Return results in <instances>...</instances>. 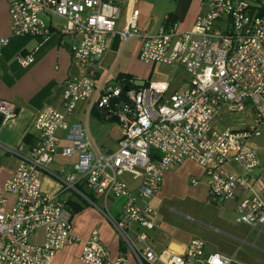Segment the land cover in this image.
<instances>
[{
    "label": "built area",
    "instance_id": "1",
    "mask_svg": "<svg viewBox=\"0 0 264 264\" xmlns=\"http://www.w3.org/2000/svg\"><path fill=\"white\" fill-rule=\"evenodd\" d=\"M6 1L12 37L45 40L53 33L67 35L72 39L71 53L85 72L67 81L61 110L46 106L36 115L38 136L31 147H4L19 163L3 185L4 192L14 196L12 205L6 208L7 197H0V264H50L57 250L80 240L72 232L71 196L100 210L122 242L118 254L111 257L94 229L82 240L79 259L85 264H244L206 252L200 238H191L182 251L157 250L145 230L159 225L151 199L164 173L190 159L204 171L209 202L235 200L236 220L257 234L264 232V161L250 144L264 134L261 5L248 0H200L207 10L195 18L191 29H178L174 20L147 33L138 27L134 9L123 28L116 29L121 12L116 0ZM43 15L61 17L65 23L53 27ZM116 37L122 47L139 39L138 59L143 63L182 64L187 86L158 94L147 90L148 84L133 85L132 79L110 84L112 79L100 74L99 64ZM9 41L10 37H0V56ZM36 50L19 51L15 60L28 67ZM82 101H88L85 122L74 116ZM221 106L252 111L253 121L241 129L216 130L212 121ZM94 110L117 124L115 149L99 144L92 135L88 122ZM16 112L12 101L0 98L2 124ZM59 152L77 159L70 170L51 172L61 188L48 193L42 190L41 174ZM230 162L241 173L228 169ZM239 189L245 191L243 196L237 195ZM94 196L104 203L112 197L123 202L116 214H110ZM40 228L42 241L36 243L32 235Z\"/></svg>",
    "mask_w": 264,
    "mask_h": 264
},
{
    "label": "crops",
    "instance_id": "2",
    "mask_svg": "<svg viewBox=\"0 0 264 264\" xmlns=\"http://www.w3.org/2000/svg\"><path fill=\"white\" fill-rule=\"evenodd\" d=\"M116 2L121 9L116 29L123 28L129 13L134 9L138 13V27L147 33H155L161 25H168L174 20L178 21V29L189 30L192 28L195 18L207 10L206 5L201 3L200 0H116ZM43 20L53 27L65 23L63 18L55 15H43ZM11 35L12 24L8 3L6 0H0V37H10L8 45L3 48L0 56V98L12 101L17 109L16 114L4 124L1 123L0 117V197H7L6 208L12 205L14 196L4 192V181L15 171L19 158L6 151L4 147H14L20 144L24 145L25 148L31 147L38 136L34 126L36 115L46 106L61 110L62 95L67 81L73 77H80L85 72L79 61L71 53V37L53 33L44 40L34 37H12ZM132 44L130 59L140 62L138 59L140 40L134 38ZM35 47H37V50L34 52V62L28 67L20 66L15 60V55L19 51ZM111 48H120L121 51L124 46H121L117 37L113 39L100 62L99 72L101 75L109 74L111 79L116 80L119 71H113L117 57L112 58L111 64L105 62ZM121 72L131 75L135 81L143 80L144 83L146 82L132 68ZM186 79L187 77L185 78V86L176 88L172 92L185 88L187 86ZM87 106L88 101L79 102L76 107L75 118L82 121V115L85 114ZM93 115L101 118L96 111H93ZM252 121L253 114L251 120L245 126ZM212 126L216 130H224V106L219 108L216 117L212 121ZM116 128L114 141L106 145L110 149L117 147L120 130L117 125ZM62 135L61 131L57 132V136L61 137ZM92 135L94 136L93 133ZM94 138L96 139L95 136ZM96 141L99 144L104 143H100L97 139ZM76 159V155L66 157L60 152L57 153L54 161L41 174L42 190L48 193L58 192L61 188V182L51 172L61 168L70 170ZM227 166L232 172L241 173V168L236 163L230 162ZM192 179L196 180L197 183L192 184ZM206 179L202 167L195 161L186 159L179 166L164 173L160 188L151 199V203L156 208L159 205L161 206L164 200L171 199H178L179 203H231L234 205L235 200L209 202ZM244 192L239 189L236 193L238 196H243ZM70 198L71 202H75L71 203L73 207L72 232L80 240L57 250L50 264H85L79 259L83 247L82 240L87 239L94 229L98 231V235L106 245L109 255L115 257L122 247V242L108 219L100 210L84 200L74 196ZM95 198L100 199L98 204L105 206L110 214L117 213L123 202L121 198L110 199L105 203L102 198ZM76 205L80 208L74 211ZM157 219L159 220L158 214ZM158 223L161 225V222L158 221ZM42 237L43 229L40 228L32 235V241L39 243L42 241ZM190 239L191 237L182 238V240L170 238L164 242V248L169 247L173 250L182 251ZM205 248L206 252H211L206 245Z\"/></svg>",
    "mask_w": 264,
    "mask_h": 264
},
{
    "label": "rangeland",
    "instance_id": "3",
    "mask_svg": "<svg viewBox=\"0 0 264 264\" xmlns=\"http://www.w3.org/2000/svg\"><path fill=\"white\" fill-rule=\"evenodd\" d=\"M248 1L264 6V0ZM133 40L127 41L121 51L120 48H111L105 62L111 64L112 58L117 57L113 72L118 70L120 73V71L124 72L126 69L132 68L139 77L146 81L149 85L146 88L151 93L161 94L165 91L169 94L176 88L185 86L187 72L180 63L173 65L161 62L142 64L141 61L130 59ZM110 84H115L114 79ZM150 85H153L154 88ZM252 114V111H230L224 106V129L227 127L241 129L251 120ZM82 117L81 120L85 122L86 115L84 114ZM75 120L79 121L80 119L75 118ZM89 123L91 132L100 143L104 142L102 144L106 146L114 141L117 124H112V122L93 114L90 116ZM250 144L257 149L258 158L263 162L264 134L254 138ZM122 178L127 179L128 177L123 175ZM84 191L87 194H93L88 189H84ZM112 199L118 198L112 197ZM95 200L100 202V199L95 198ZM156 211L159 215L158 221L161 222L159 228L156 227L159 231H156V228L145 230V234L149 236L157 250L163 249L164 242L170 238L181 240L188 237L200 238L211 252H221L220 254H225L244 264H264V232L257 234L248 224L238 222L235 204L179 203L178 199H171L164 200L161 206H157Z\"/></svg>",
    "mask_w": 264,
    "mask_h": 264
},
{
    "label": "trees",
    "instance_id": "4",
    "mask_svg": "<svg viewBox=\"0 0 264 264\" xmlns=\"http://www.w3.org/2000/svg\"><path fill=\"white\" fill-rule=\"evenodd\" d=\"M261 9L264 10V6L261 5ZM131 79L133 80V78L131 77V75L126 74V73H122V72L119 73L117 75V77H116V80H125V81H128V80H131ZM132 84L133 85H136L135 84V80H133ZM145 84H147V83L145 82ZM94 111H96L97 113H99L98 110H94ZM71 203H75V202H71ZM79 208L80 207H78V205L74 206V211L75 210H79Z\"/></svg>",
    "mask_w": 264,
    "mask_h": 264
},
{
    "label": "water",
    "instance_id": "5",
    "mask_svg": "<svg viewBox=\"0 0 264 264\" xmlns=\"http://www.w3.org/2000/svg\"><path fill=\"white\" fill-rule=\"evenodd\" d=\"M135 84H136V85H139V86H143V85H144V81H143V80H136V81H135ZM125 89H127V88H125ZM112 120H113V121H116L117 119H116V117H113ZM260 170H261L260 168L257 169V170L255 171L256 174H258V173L260 172Z\"/></svg>",
    "mask_w": 264,
    "mask_h": 264
}]
</instances>
